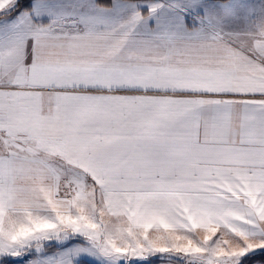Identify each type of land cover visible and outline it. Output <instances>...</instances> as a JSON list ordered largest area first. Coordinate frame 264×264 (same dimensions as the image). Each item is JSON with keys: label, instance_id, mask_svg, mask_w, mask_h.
I'll return each mask as SVG.
<instances>
[{"label": "snow or ice", "instance_id": "1", "mask_svg": "<svg viewBox=\"0 0 264 264\" xmlns=\"http://www.w3.org/2000/svg\"><path fill=\"white\" fill-rule=\"evenodd\" d=\"M0 264H264V0H0Z\"/></svg>", "mask_w": 264, "mask_h": 264}]
</instances>
